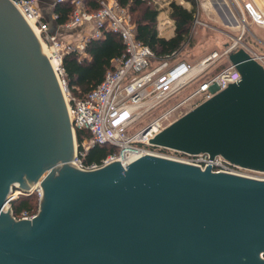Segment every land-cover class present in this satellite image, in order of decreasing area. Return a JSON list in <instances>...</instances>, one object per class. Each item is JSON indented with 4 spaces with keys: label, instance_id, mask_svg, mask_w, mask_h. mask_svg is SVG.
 <instances>
[{
    "label": "water",
    "instance_id": "1",
    "mask_svg": "<svg viewBox=\"0 0 264 264\" xmlns=\"http://www.w3.org/2000/svg\"><path fill=\"white\" fill-rule=\"evenodd\" d=\"M228 59L241 80L150 143L264 172V66ZM76 151L42 42L0 0V264H264V180L151 155L84 170ZM40 180L41 211L16 219L7 202Z\"/></svg>",
    "mask_w": 264,
    "mask_h": 264
},
{
    "label": "built area",
    "instance_id": "2",
    "mask_svg": "<svg viewBox=\"0 0 264 264\" xmlns=\"http://www.w3.org/2000/svg\"><path fill=\"white\" fill-rule=\"evenodd\" d=\"M10 1L22 13L42 44L47 45L52 56L59 61L55 71L73 130L75 134L76 129H85L91 133V138L82 143L83 150L88 151L94 145L116 149L101 164L94 163L89 166H85L77 155V167L96 170L115 161L126 167L144 155L156 154L202 168L211 165L216 172L243 175L240 172L243 170L241 167L232 165L220 156L211 159L205 154L184 155L170 149L155 148L150 143L177 120V113L183 116L241 80V74L231 63L214 75L207 74L220 58H228L231 53L244 48L254 60L264 66V54L253 51L244 43L247 16L243 10H240L237 19L242 31L238 37H233V42L227 44L224 52L220 54L214 51L198 63L192 64L185 60H176L175 56L157 59L148 46L137 40L136 26L131 15L116 0H99L101 8L96 12L87 10L85 0H56V3L69 1L74 6V12L66 26L91 27L79 46L64 44L51 33L50 25L38 7V0ZM53 17L57 20L55 14ZM259 17H262L260 13ZM194 24L208 26L198 16ZM104 30L120 36L125 45V55L115 61L114 68L106 73L104 80L93 91L84 98L77 99L71 94L64 78L63 54L74 48L82 51L91 38H100ZM146 130L148 131L145 133ZM36 186L34 192L40 200L43 195L41 184ZM12 202L9 200L7 205L13 214ZM35 215L25 214L19 219H32Z\"/></svg>",
    "mask_w": 264,
    "mask_h": 264
},
{
    "label": "trees",
    "instance_id": "3",
    "mask_svg": "<svg viewBox=\"0 0 264 264\" xmlns=\"http://www.w3.org/2000/svg\"><path fill=\"white\" fill-rule=\"evenodd\" d=\"M116 1L132 16V21L136 26L137 40L148 46L157 59L176 57L185 45L190 44L191 29L197 13L196 0H186L194 5L192 10L175 2L170 3L169 16L174 20L176 26L175 35L170 39L162 38L158 34L157 17L160 11L153 4V0ZM85 5L90 12H96L101 8L99 0H85ZM73 12L74 6L69 1L57 3L54 7L57 24L62 26L68 23ZM124 55L125 45L122 39L110 30H104L103 35L98 39L91 38L82 51L75 48L66 51L62 57V68L71 94L77 99L87 96L104 80L106 73L114 68L115 61ZM90 138V131L76 129L78 156L85 166L94 163L101 164L109 154L116 152L114 147L100 145H94L88 151H84L82 143L85 139ZM37 206L38 195L36 192L26 196L21 195L11 203L13 216L17 219L22 218L25 214L34 215Z\"/></svg>",
    "mask_w": 264,
    "mask_h": 264
},
{
    "label": "rangeland",
    "instance_id": "4",
    "mask_svg": "<svg viewBox=\"0 0 264 264\" xmlns=\"http://www.w3.org/2000/svg\"><path fill=\"white\" fill-rule=\"evenodd\" d=\"M41 1V4H40ZM55 1V0H53ZM174 1V2H179L180 0H153V4L157 6L158 9L161 10V12H166L169 6V2ZM42 0H38V7L40 8L41 11H44L43 9L49 10L52 9L51 4H47L43 2ZM197 16V13H196ZM215 16V15H214ZM208 16L207 13H203L202 10L200 11L199 19L206 23L208 26H201V25H196L193 24L192 29H191V42L190 44H187L183 47V49L180 51L179 54H177V60L178 59H184L188 61H193L195 63H198V59L203 56V55H210L212 51H217L220 54L224 52L226 49L227 44L233 42V37H238L240 35V32L238 31V34H227L223 30L224 26L221 23L220 20H217L216 16ZM248 17V16H247ZM132 18V16H131ZM46 21L49 23L50 26L54 25L56 26V21L54 20L53 14L48 12V16L45 17ZM133 19V18H132ZM248 19V18H247ZM251 19V18H250ZM87 26V25H85ZM73 27H68L66 25H62L59 27V31L61 34H67L70 31H72ZM85 31L83 32V36H86L89 34V30H91V27L86 30V28H82ZM240 31H242L240 27ZM60 34V35H61ZM159 36H161V33L158 30ZM234 35V36H232ZM60 40L64 44H70L71 46H79L81 43H83V40L80 36H75V38L70 39V43H68L66 37H59ZM244 43H246L248 46L250 44L254 45L257 49V52L264 53V45L261 42L256 41L250 34L248 30H246V33L244 35ZM252 50L253 48L249 46ZM255 51V50H253ZM206 56V57H207ZM204 59V58H203ZM229 59L227 57H222L220 58L213 67H211L207 74L212 75L216 71L223 69L229 65ZM181 113H177V119L180 118L179 116ZM77 141V140H76ZM78 155V143H77V151ZM243 175H247L249 177H255V178H260L264 179V172H257V171H252V170H246L243 169L240 171ZM26 183H29L26 180ZM32 185V183L30 184ZM18 192V191H17ZM17 192H15L16 196H18ZM41 205H40V200L38 198V206L36 209V215L41 211ZM11 212V208L9 210ZM34 214V215H35Z\"/></svg>",
    "mask_w": 264,
    "mask_h": 264
},
{
    "label": "crops",
    "instance_id": "5",
    "mask_svg": "<svg viewBox=\"0 0 264 264\" xmlns=\"http://www.w3.org/2000/svg\"><path fill=\"white\" fill-rule=\"evenodd\" d=\"M42 1L47 4H51V7H52V9H49L46 11L45 9H43L44 11L42 12L44 16L47 17L48 12L49 13L51 12L54 16L55 14L54 7L57 4L56 0L55 1L42 0ZM171 2H174V1L169 2V6L166 12H161V10L158 9L160 11L157 17L158 30L161 33L160 37L165 38V39H170L174 37L175 29H176L174 20H172L169 16L171 12V8H170ZM175 3L182 5L188 10H192L194 8V5L191 2H188L186 0H180L179 2H175ZM196 3H197L196 10H197L198 17L200 15L201 10L203 13H207L209 17L211 15L212 16L215 15L217 17L216 19L220 20L221 23L223 24L224 29H225L223 31L227 34H235V36L236 34H238V31L241 32L240 31L241 25L240 23L237 22L238 21L237 19H238L240 10H243L246 16H248L247 17L248 19L246 22L247 30L250 32L251 36L256 41L261 42L264 45V0H196ZM40 4H41V1H40ZM259 13L262 15L261 18L259 17ZM60 26L61 25H58L56 22V26L54 25L50 26V31L51 33L55 34L57 37H61V36L62 37L64 36L66 38L68 37L66 40L68 41V43H70V39L75 38V36H80L81 38H83L82 34L85 30L82 28H86V30L89 28V26L79 25V26L73 27L72 31H70L69 33L61 34V32L59 31ZM235 26L238 28H235ZM249 46H251L253 50L257 52L256 50L257 48L254 45L250 44ZM258 53L264 54L261 52H258ZM206 56L207 55L201 56L198 59V61L205 58ZM176 60H177V57H176ZM178 60H184V59H178ZM185 61L192 63V64L195 63L193 61H188V60H185Z\"/></svg>",
    "mask_w": 264,
    "mask_h": 264
},
{
    "label": "bare ground",
    "instance_id": "6",
    "mask_svg": "<svg viewBox=\"0 0 264 264\" xmlns=\"http://www.w3.org/2000/svg\"><path fill=\"white\" fill-rule=\"evenodd\" d=\"M209 4V3H208ZM211 6V5H210ZM209 7V6H208ZM210 8V7H209ZM217 12V11H216ZM236 20V19H235ZM225 22V21H224ZM230 22V21H229ZM229 26H230V24H229ZM231 27H233V26H231ZM235 28H238V27H236L235 26ZM234 28V29H235ZM43 45V49H44V52L49 56V58H50V60H51V63H52V65H53V68L55 69V70H57L58 69V65H59V61L57 60V58L55 57V56H52V54H51V52H50V50H49V47H47V45H45V44H42ZM151 156H154V157H159V158H165V157H162V156H159V155H156V154H151ZM165 159H167V158H165ZM170 160V159H169ZM178 162H183V161H178ZM184 163V162H183ZM247 176V175H246ZM252 178H254V179H259V180H264V179H260V178H255V177H252ZM39 185L40 184V182H37V183H35V184H32L30 187H31V189H33V188H35V187H37L36 185ZM21 193V191H18L17 192V194H20ZM16 196V195H15ZM10 210V209H9ZM10 212V211H9Z\"/></svg>",
    "mask_w": 264,
    "mask_h": 264
},
{
    "label": "flooded vegetation",
    "instance_id": "7",
    "mask_svg": "<svg viewBox=\"0 0 264 264\" xmlns=\"http://www.w3.org/2000/svg\"><path fill=\"white\" fill-rule=\"evenodd\" d=\"M199 167V166H198ZM199 168H201L202 170H205V168H202V167H199ZM207 168V167H206ZM214 171V170H213ZM214 172H216V171H214ZM216 173H224V172H216ZM239 176H245V177H249V176H246V175H239ZM252 178V177H251Z\"/></svg>",
    "mask_w": 264,
    "mask_h": 264
}]
</instances>
